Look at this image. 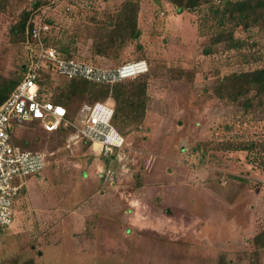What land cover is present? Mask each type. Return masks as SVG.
Returning a JSON list of instances; mask_svg holds the SVG:
<instances>
[{
  "label": "rangeland",
  "instance_id": "rangeland-1",
  "mask_svg": "<svg viewBox=\"0 0 264 264\" xmlns=\"http://www.w3.org/2000/svg\"><path fill=\"white\" fill-rule=\"evenodd\" d=\"M124 1L0 0V86L21 78L15 28L25 12L48 24L46 42L65 54L88 62L97 47L117 61L111 66L149 64L137 76L146 78L144 117L121 130L135 164L119 186L104 187L96 175L99 164L114 167L116 155L94 156L67 131L21 130L47 164L22 178L12 223L0 227V264H264V239L254 241L264 231V108L244 106L245 95L232 102L214 93L225 75L264 67V17L236 27L237 47L226 49L212 43L210 22L202 33L198 24L227 0L182 12L166 0H139V36L119 41L110 23ZM68 82L55 77L48 95ZM92 99L75 94L67 102L74 111Z\"/></svg>",
  "mask_w": 264,
  "mask_h": 264
},
{
  "label": "built area",
  "instance_id": "built-area-1",
  "mask_svg": "<svg viewBox=\"0 0 264 264\" xmlns=\"http://www.w3.org/2000/svg\"><path fill=\"white\" fill-rule=\"evenodd\" d=\"M49 26L30 19L28 38L24 43V66L21 79L0 104V227L13 220V201L23 187L22 178L40 172L47 164V153L24 149L13 141L19 128L36 124L44 132L69 131L76 141L88 143L94 156L116 155V165L99 164L96 175L104 187L115 188L133 175L135 164L125 135L112 124L115 104L109 97L104 101L82 103L73 118L66 108L49 99L45 75L49 82L55 77L66 80L82 78L97 84L116 82L142 75L149 70L143 59L125 61L116 66H103L76 57L65 58L44 41ZM47 82V83H49ZM129 204L132 199H129Z\"/></svg>",
  "mask_w": 264,
  "mask_h": 264
},
{
  "label": "trees",
  "instance_id": "trees-1",
  "mask_svg": "<svg viewBox=\"0 0 264 264\" xmlns=\"http://www.w3.org/2000/svg\"><path fill=\"white\" fill-rule=\"evenodd\" d=\"M166 1L172 3L176 7L177 12H182L183 10H193L202 2V0ZM121 10V13H119L116 17L117 19L114 22L110 23V27L119 37V41L124 38H126L127 40L137 38L139 36L137 16L140 10V1L125 0L121 4ZM263 17L264 0H227L224 3L222 9L211 8L207 15L202 17V19L200 20V24L198 25L202 33V23L204 22L205 24V22H210L209 27L213 31V35L211 37L212 43L215 44L225 41V48L231 49L237 47V41L233 37L234 29L240 26L247 28L253 24H256L258 21H262ZM30 19H32V15H29L28 12L23 13L17 29L15 28V31H22L23 46L25 41L29 37L27 29L29 27ZM46 36L44 37L45 42ZM121 37L123 38L121 39ZM46 44L49 45V43L47 42ZM61 49L65 50L64 47L60 48V50H57L62 54L63 57H73L71 55L63 53ZM93 52L94 54L110 58L104 51L99 50L97 47L93 48ZM23 66L24 63L22 64V71ZM47 79H49V77L45 75L43 81L40 82V87H42V89L43 84L46 85L47 82H49ZM128 79L132 80H130L129 82H122L124 81L122 80L120 82L114 83L113 85H108L97 84L82 78H73L67 80L69 81L68 85L60 89L58 93L55 94V96H52L51 94L49 96V99L54 103L63 105L66 108L68 117L73 118L75 117L80 105L85 102L80 103L78 107L73 111L70 109L69 103L67 102V100L70 99L71 95L84 93L91 94L93 99L91 102L87 103L104 101L108 96H111L115 101L112 124L119 132L122 133L121 130L125 121L142 120V118L144 117L146 104V78H137L136 76L134 78ZM17 82H11L8 85L0 86V104L9 95ZM250 92H252V95L247 96V94ZM214 93L216 97L230 100L232 102H236L240 95H245V99L242 101V104L244 106H252L253 101H255L257 106L264 108V67L255 68L244 73L232 72L228 75H225L216 83L214 87ZM35 127H37L36 124H28L19 128V132L15 134V136L13 137V141L16 144L20 145L22 148L31 150V148L27 146L29 145V142L26 139L20 138L19 133H21L22 129ZM229 147L231 149L250 148L244 147V145H229ZM261 147L264 150V143L261 145ZM263 239L264 231L254 236V241L256 242V244L260 243Z\"/></svg>",
  "mask_w": 264,
  "mask_h": 264
},
{
  "label": "crops",
  "instance_id": "crops-1",
  "mask_svg": "<svg viewBox=\"0 0 264 264\" xmlns=\"http://www.w3.org/2000/svg\"><path fill=\"white\" fill-rule=\"evenodd\" d=\"M142 2H143V0H142ZM140 7H141V2H140ZM87 62V61H86ZM89 63H93V64H99V65H103V66H111V63H114V64H116L117 63V61H115L114 59H109V58H107V57H104V56H101V55H98V54H93L92 53V56H91V61H88ZM119 65V64H118ZM70 134H72V138H75V135L73 134V133H70ZM82 173H84L85 174V172H82ZM87 175H91L92 176V173L91 174H89V173H87L86 175H84V177H87ZM89 181H90V184L89 185H92V190H94V189H96V186H97V182H98V180H97V178H95L94 177V179H88ZM143 186H141L140 188H142ZM140 188H138L139 190H140ZM138 189L134 192V195H135V201L138 203V202H140L141 200H142V198H140L139 196H140V192L138 191ZM144 189V187L141 189V190H143ZM135 202V203H136ZM132 203H134V201H132ZM13 204H14V201H13ZM14 211V210H13ZM137 215H138V213L137 214H134V215H132V216H130V218H132V222L134 223V224H136V221H135V219H138L137 218ZM127 216L128 215H126V219H127Z\"/></svg>",
  "mask_w": 264,
  "mask_h": 264
}]
</instances>
